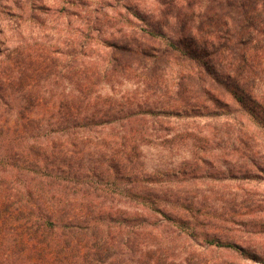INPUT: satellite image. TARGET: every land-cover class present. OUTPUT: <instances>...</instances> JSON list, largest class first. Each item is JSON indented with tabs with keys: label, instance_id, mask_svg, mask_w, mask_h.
Masks as SVG:
<instances>
[{
	"label": "trees",
	"instance_id": "16d2710c",
	"mask_svg": "<svg viewBox=\"0 0 264 264\" xmlns=\"http://www.w3.org/2000/svg\"><path fill=\"white\" fill-rule=\"evenodd\" d=\"M133 15L78 27L65 50L0 55V264L263 262L198 188L234 180V102L264 129L248 90L264 0ZM178 145L149 166L146 149Z\"/></svg>",
	"mask_w": 264,
	"mask_h": 264
},
{
	"label": "rangeland",
	"instance_id": "374dc122",
	"mask_svg": "<svg viewBox=\"0 0 264 264\" xmlns=\"http://www.w3.org/2000/svg\"><path fill=\"white\" fill-rule=\"evenodd\" d=\"M167 1L0 0V55H34L47 47L65 50L62 43L67 37L71 39L78 27L94 22L136 21L133 11L149 17L143 14ZM130 88L124 86L122 90ZM248 90L257 103L256 114L264 124V71ZM238 108L234 102V180L216 184L205 180L206 184L198 188V199L205 206L203 213L234 212V235L231 234L234 243L263 261L240 258L234 253V264H264V129L244 108ZM201 125L215 126L205 122ZM162 148L152 146L145 150L149 166L179 161L180 145L172 150ZM216 256L226 258L222 253Z\"/></svg>",
	"mask_w": 264,
	"mask_h": 264
}]
</instances>
